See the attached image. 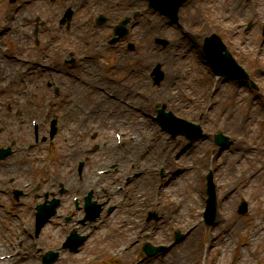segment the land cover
<instances>
[{"label":"rangeland","instance_id":"374dc122","mask_svg":"<svg viewBox=\"0 0 264 264\" xmlns=\"http://www.w3.org/2000/svg\"><path fill=\"white\" fill-rule=\"evenodd\" d=\"M30 2V10L32 12V17H36V12L38 9H40V5L38 6L37 0H18V2L14 5L9 4V0H0V32L5 31L6 34H3L0 37V52L2 55H7V57L13 62L11 65L10 73L21 75V71H23V63L16 61L15 59L22 61L23 59L29 57L31 52V46L34 45V40L39 39L41 40L42 44L38 48H36L40 54L41 57L45 56L46 61H40V63L36 64L35 66L38 68V72L34 76H29L30 79H24V82H21L18 85L12 84L9 88H4L6 91V94H0V116L1 114H5V116H12L14 120H12L13 124L18 126L20 125L22 117L25 120V123L28 124V127L30 128V121L32 118L37 119V125L40 126V134L43 136V138H46L47 141L43 142L40 140L39 144L36 145V142H33V132L30 131L29 133H24L21 137L17 138V141L15 142H8V140H4V142L0 141V148H10L11 147H5L6 145L12 146L15 145L19 141V145L22 147H25L26 149H31V146H34L29 152H26L24 149L21 151L22 156H25L26 163H31L32 166L29 167V170L26 173H22V176H18L16 180V184H18V189L24 190V185L31 183L32 185L39 186L37 184L38 180L42 179L43 183H46V186L52 188L53 186L58 188V186H69V183H67L68 177L71 179L76 178V166L75 163L77 160H81L85 163L86 168L89 167L90 171L93 175L98 176V172L102 170H106L112 165L113 160H104L102 161L103 156L98 155L101 150L108 149L113 143L114 146H116V134H114L113 130L111 129L110 136L102 134L99 129H91V125L88 124V120L85 119V121L79 120L77 117L72 118L73 120L70 121V124L75 127V131H77L75 134L71 133V131H67V128L63 126L62 120L67 115L66 108L68 106L72 107H84L86 110L90 109L88 111V114L92 112L93 105L95 106V99L93 94H86L79 97H72L71 95H68L70 93L64 94L65 87H63V90L58 87L59 74H66L70 75L72 77V80L75 84L86 86L88 89L91 90L90 93H92L97 86H100L102 84L103 87H101L104 90H110L111 94L116 96L118 99L119 97L124 96V98H129V94L132 96L133 99L128 100H139V101H145L148 100L147 98L144 100V96L147 97V93L150 92V88L154 89L156 91H162V88H165L164 81L160 83V85H155L154 81L151 80L150 74L152 72V69L155 68L159 64L151 63L147 66V68L144 70L146 73H142L141 69L139 71L136 70V67H130L127 66V72L125 69H123V76L134 77L140 74L141 76L146 75L147 79H150L149 85L147 86H139L137 85H129L127 81L126 85L121 78V72L117 73L115 72V63L116 58L113 57L115 52H125L126 54H130L133 56H138V53L144 49L143 42L140 41V39H132L131 36L125 38L122 42L118 44V46L114 49H110L106 46V41L111 37L108 36L111 32V28H104L102 32V44L100 45V48L103 49V51L98 52V54H95V57H92L94 53V49L88 48L89 45L94 44L93 37H99L98 34H95V26L94 21L95 19L100 15L108 16L107 12L99 11L98 4H90L89 6L85 7L83 18L81 20H88V17H92V20L86 21L81 25L82 23H76L75 29H73L74 33H64V31L55 29L58 33H54L53 29H50V26L46 27V37L42 35L41 37L34 38L32 35V39L25 38V33L28 32H21L19 28L12 23L10 26H6V20L10 21L15 15H17L19 12H22L25 10L26 3ZM104 1V0H100ZM202 2V0H190L189 3L186 4V6L182 9L185 10L182 14H189L191 18H194L195 15L199 16V18L196 20L195 23L191 22V19L185 23L184 19L179 17L180 22L175 25V27H178L177 37L181 39L182 36H184V33L191 32L194 37L198 36H211L213 34L218 35L222 41L224 42L225 46L227 47L228 51L232 54V56L235 58L237 63L247 72V74L250 76V84L246 86H240L239 84L235 82H229L225 83L222 78H217L214 76L211 66H208L207 62L205 61L203 55H201L202 48L200 52L193 53L187 63V67L184 65L180 67L177 72H175V76L178 77V79H172V86L174 85V88L177 89L178 86H182V91H180V95L178 96V100L184 104L183 108L180 110H167L168 113H173L176 117L186 120L192 124H195L201 128L203 131V136L194 141L190 142L186 140L184 137H173L170 135V133L165 132L162 130V127L160 126L159 122L155 120L158 116V111L161 109H164L165 105H161V103H157L152 107V114L150 113V116L147 117L149 121L155 126V129L159 131L161 134L164 135L166 141H169V143H173V147L175 149L174 153L172 154V159H189V167L182 166L184 169H189L194 173L198 170L199 164L193 158L191 155L190 147L191 145H195L198 141L204 140L205 142L210 143V149H209V155L211 157L216 158V160H221L225 155L230 154L231 152H235L240 147V142L238 139H243L244 134L242 133V130L240 129L238 132H234L231 130L230 126L227 125L228 121L226 118L228 116L230 117L229 124H232V122L236 121L235 118L239 117L242 111H244L245 106L243 103V100L247 101L248 104L252 105V111H256L257 109H262L261 107H264V61L254 62L251 61V59L247 56L240 55L241 49L246 45L247 48L253 43L256 44L254 46L255 48H261L264 49V16L257 18V13L255 12L256 9H262L264 8V0H242V2L245 4V7H248L247 9H251L250 15L248 18H229L221 28H213L210 29L207 26H204L206 14L199 10V3ZM91 9H97V13L92 14ZM129 11L124 14L120 15L119 17H116L115 20L112 22L113 26L118 22V20L123 18H132V9H128ZM145 10L147 12L153 13V11L148 9V4H146ZM181 10V11H182ZM193 13V14H192ZM156 17L162 20V18L159 16V14H156ZM60 15V14H59ZM58 15V16H59ZM184 16V15H182ZM108 21L110 20L109 17H107ZM187 19V18H186ZM262 20V21H259ZM188 20V19H187ZM46 22L50 24L51 20L47 19ZM89 22V23H88ZM111 22V21H110ZM34 23L32 24V27H34ZM31 29V28H30ZM53 31V32H52ZM54 33V34H53ZM88 36V37H87ZM67 37V38H66ZM161 39L165 41L172 40V38L169 36L165 37L163 35H158L156 37L149 38L148 44L150 43V46L157 47L155 45L156 42L153 40ZM60 40V41H59ZM235 41H237V44L235 46ZM133 43L136 46V50L134 52H129L126 50V46L128 43ZM170 42V41H169ZM204 39L202 41L203 45ZM62 43V44H61ZM54 45V46H52ZM189 48H193V45L190 44L188 46ZM244 47V48H245ZM25 48V52H23V49ZM160 48V47H159ZM81 49L84 51L82 52ZM85 49H91L89 53L85 51ZM159 50L158 48H156ZM161 49V48H160ZM153 50V49H152ZM36 51V50H35ZM127 51V52H126ZM161 51H168L163 49ZM82 52V53H81ZM163 54H166L167 52H161ZM70 58V59H67ZM87 58H90L88 61ZM68 60H74L75 65L72 67L66 66V61ZM86 63V64H85ZM81 64H84L86 68L85 71L88 70V73L90 72H96L91 75H88L87 72H80L78 71ZM17 66H19L17 70ZM45 67L51 71V74L55 78L52 84H47L50 87L48 88L47 85H45L46 80H49L50 78L48 75L43 76L42 73H40V67ZM162 67V65L160 64ZM21 67V68H20ZM122 68V67H121ZM20 69V72H19ZM198 69L199 73L203 74L204 76H208L210 79H216L219 81V88L213 89V96L212 98H215V100L212 102V104H203L202 108L204 110V114L199 113L197 109L193 108V95L199 93L203 90V83L196 80L191 81V75L195 72V70ZM42 71V70H41ZM19 73V74H18ZM46 73V72H45ZM100 77L99 80L94 81L93 79H96L98 77H95V74H99ZM177 74V75H176ZM15 77V76H14ZM19 77V76H18ZM24 77V76H23ZM20 78V77H19ZM137 80V79H135ZM252 83L255 84L258 89L254 90L252 87ZM57 84V85H54ZM188 84V85H187ZM66 84L64 83V86ZM108 85V86H107ZM109 85L112 86H118L121 88L129 89L130 91L128 93H118L117 91L114 92V89L109 87ZM81 86V87H82ZM36 87V90L31 92L33 88ZM70 88V86H69ZM98 88V87H97ZM46 91V96L42 95L41 92ZM220 92V95L217 97L216 93ZM234 91V92H233ZM131 92V93H130ZM223 92V93H222ZM149 96V95H148ZM197 96V95H196ZM195 96V98H196ZM233 96V97H231ZM30 102V104H26V102ZM44 102H46V107L43 105ZM162 102V100H161ZM154 104V103H153ZM23 105L34 107L29 112L23 110L21 107ZM121 105V104H120ZM124 107L125 104H122ZM132 106V105H131ZM260 108H259V107ZM138 106L134 105L132 108L128 106V108H131L132 110V117L134 120L138 119L140 115H138V111L134 108H138ZM159 107V109L157 108ZM11 109V111H10ZM148 110L151 109H145L144 111L148 112ZM233 112H229V111ZM135 113V114H134ZM137 113V114H136ZM232 113V114H231ZM260 114V113H259ZM259 114L253 115L255 120H258ZM264 115V114H263ZM91 116V115H90ZM125 119L121 120L123 128H120L121 131L118 133L121 137L124 135L127 136V140H131V138H138L143 141L146 136L143 131H137L136 124L135 126H132L130 124V117L125 116ZM146 119L144 118V121ZM53 121L56 122L55 128L57 130V133L52 141L49 140V133L51 131V126ZM82 122V124H81ZM139 122V121H138ZM87 123V125L85 124ZM8 124L6 120L0 121V132L1 130H5V126ZM126 124V125H125ZM84 125V126H83ZM83 128H82V127ZM66 128V129H65ZM85 130L83 133L81 132L82 129ZM10 129L14 131V128L10 126ZM146 129V128H145ZM254 132L251 133L247 132L245 136V142L254 145L253 149L248 153L245 154L247 161L244 162L241 165V174L242 178H239V182L233 183L231 179H227L230 186H227V190H229V197H227L226 200H223V189L220 188L219 179L216 177L217 171L213 167H202L203 169L200 172V177L198 180V187L200 190V194H202V202L204 204L205 212L207 209V176L212 175L213 177V183L216 187V194H217V200H218V213L217 218L221 217V214L228 213L230 215H233L236 218V225H241L242 232L239 236L235 237V245L234 247H238V251L233 254V261L230 264H236L237 259L240 257V253L245 250V242H247L248 238H243V235L250 230L251 225H255L258 221L260 223L264 222V199L262 198V195L264 196V192L259 193V189H261L262 186H264V142H261L259 140L264 141V116L259 117V125L255 127ZM218 133H222L225 136L229 137L230 143L229 148L225 152H221L220 148L216 146L215 144V136ZM7 136L14 135V132H7L4 133ZM117 135V137L119 136ZM243 135V136H242ZM255 135V137H254ZM1 136V135H0ZM239 136V137H238ZM32 137V139H31ZM254 139V141H252ZM125 142L122 149H119L118 147H121L120 145L116 146L119 152V156L123 157L129 153V149L127 147V143L125 141V137L122 138L121 142ZM52 142V143H51ZM11 144V145H9ZM65 145L68 149L71 151H84L80 156L77 155L74 158H65L61 155V153L64 151L62 147ZM238 146V148H237ZM145 151H147V147L143 146ZM258 148L260 152L255 149ZM114 150V149H113ZM62 151V152H61ZM229 151V152H228ZM189 153V156L187 157ZM237 153V152H236ZM145 156V154L143 155ZM249 157H254L252 160ZM117 158V157H116ZM140 159V156L138 157ZM142 159V158H141ZM156 159V158H155ZM251 159V160H249ZM153 161V160H152ZM155 164L159 163V167L161 168L157 172V181L155 186H152L156 190H160L161 187H163V179L165 175H167V167H163L162 163H160V159H156ZM146 164V163H145ZM115 166V163L113 164ZM121 166L120 164H118ZM117 165V166H118ZM158 165V164H157ZM205 168V169H204ZM136 169L139 171V173H148V167L143 164H135L134 161H131L127 159L124 164L122 165V170L124 171L122 175H118V177H114V174L112 173L111 178V186L113 188H116L118 186H126V183H128L129 172ZM71 173V174H70ZM67 178L65 179L66 175ZM253 176L256 182L252 184V186H246V193H244L241 190V186L243 183H245L246 180H248L249 177ZM120 177V181H119ZM194 177V175H193ZM1 183V182H0ZM99 186H105L101 182L98 183ZM122 184V185H121ZM30 185V184H29ZM144 187V186H141ZM148 187V186H146ZM243 189V188H242ZM129 190L124 189V192H122L123 197H121V194L119 193L118 198L115 200L116 206L119 208L121 207L120 201L125 198V195L128 194ZM144 192V191H143ZM133 193V190H132ZM131 194V193H130ZM144 195V194H143ZM142 195V196H143ZM72 197V196H71ZM129 199V196H128ZM242 201H246L249 205V212L247 215L242 216L238 213L239 207L241 205ZM120 205H119V204ZM7 204V202L5 203ZM220 204V205H219ZM130 205V203L127 204V206ZM155 205V203H154ZM103 206V205H100ZM126 206V210H128ZM144 207V206H143ZM67 206L63 207L62 210L66 209ZM114 208V207H112ZM122 208V207H121ZM157 212H151L149 214H146L145 208L140 213L141 220H146L145 223H151V224H157L158 223L161 226V230L159 231L160 236L162 239H165L169 237L170 241H164L163 243L158 242L155 243L153 241L148 240L145 242L142 240L140 243L135 242L130 236H128L127 232V239H126V224L124 223L125 217H129L130 213L127 214L126 210L122 208V210L114 211L113 213H110L108 216L106 213L103 215L107 217V222L103 224L102 230L100 231V241L97 239L94 243H91V240L95 238H91L87 245L84 253L82 254L81 258H75L73 260H66L62 262V264H80L85 258L101 254L102 252L106 251L107 255L102 257L99 261L96 263H101L103 261L109 260L111 256H114V258H118L123 263L122 264H149L150 260H143L141 256L140 251L142 250L143 246L146 243H149L153 247H169L172 244H180L183 243L185 240V237L180 242H176L175 240V234L176 232H182L186 236L185 231H181L179 229L180 224L182 223H174L171 225V222L168 221L166 225H163L161 223L162 220V214L166 212V205L161 201L156 205ZM154 209V208H153ZM24 211L18 210V219L10 220V222L16 221L15 225L10 230L14 231L12 234L15 233V231L22 230V226H20L19 219H27L29 220V210L27 208L23 209ZM103 211H105L104 207L101 208V212L103 214ZM142 214V215H141ZM0 215L4 217L3 212L0 209ZM125 215V216H124ZM152 216V217H151ZM155 216V217H153ZM110 217V218H108ZM136 219L138 217H135ZM200 221H197L195 224L197 225L198 222H200L201 226L204 227V229H207L208 231H211V229H215L217 224H215L213 227H207L205 225L204 216L200 217ZM216 218V222H217ZM104 221V220H103ZM123 221V222H122ZM204 221V224H203ZM1 222V221H0ZM28 223V221H26ZM122 222L119 226L123 227L122 232H118V224ZM19 225V226H18ZM29 225V223H28ZM194 225V226H196ZM193 226V227H194ZM29 233L31 234V228L32 225H29ZM189 227H187V230ZM1 233V232H0ZM27 235L28 234H24ZM97 235V234H96ZM5 235H0V241H3L2 237ZM7 236V235H6ZM14 236V235H13ZM43 238V237H42ZM41 238V239H42ZM52 234H46V240H44V243H41V239L39 241V246H42L43 250H50L58 247L60 245V242H62L63 239L58 240L56 243L52 240ZM30 239V238H29ZM102 240V241H101ZM134 241L136 243L134 249L131 248V246H127L128 242ZM54 248H53V247ZM125 246L128 247V249L124 248ZM255 246V245H254ZM252 247V251H258V247ZM123 248V249H122ZM58 249V248H57ZM251 249V248H250ZM170 251V248L168 249ZM263 250V247L260 249V251ZM168 251V252H169ZM34 252V251H32ZM122 252V253H120ZM131 254V252L133 254ZM120 253V254H119ZM122 254H127L129 257H124ZM167 254L159 255L153 258V261H155L156 264H163L161 262V259L164 257V260L167 259ZM120 256V257H119ZM121 256L123 259H121ZM211 255H206V262L210 264L211 262ZM254 262L252 264H264V257L258 252L257 254H254ZM80 262V263H79ZM110 262V261H107ZM61 263V262H60ZM95 263V264H96ZM204 263V262H203ZM182 264H188L187 262H183Z\"/></svg>","mask_w":264,"mask_h":264},{"label":"bare ground","instance_id":"6f19581e","mask_svg":"<svg viewBox=\"0 0 264 264\" xmlns=\"http://www.w3.org/2000/svg\"><path fill=\"white\" fill-rule=\"evenodd\" d=\"M148 1L150 0H107L106 2L96 0L97 4L102 8L115 7L119 5L118 7L113 8L115 16L121 15L124 10L127 11L126 7L128 5H134L136 7V10L140 11L141 13L139 22H135L139 23L141 27L144 25V23L148 24V27H146V25H144L143 27V30L146 32L147 39H149L150 36L157 34L163 35L165 37H167L169 34V36L172 38V45L170 46L171 48L168 51H165L167 52L166 54L155 55V53L152 51L150 43L148 44L149 40H144V42L142 41L144 49L141 53H138V56L136 57H133L131 55L129 57L126 54L121 53L120 51L115 52V54L113 55L118 63L115 64L116 67H118V70H115V72H121L120 79L124 78L123 81H127L129 85L132 86L137 84L142 87L149 85L148 83L150 79H147L146 77H144V75L141 76V71L143 74L146 73L144 70L151 63L161 64L163 70H156V74H159L162 77L165 88H162V91H156L150 88L151 91L147 93V97L144 96V100L146 98L148 99L146 100V102L139 100H128L129 98L133 99L130 94L129 98L127 99L124 98V96H118V99L115 96L114 99H111L112 96L109 95L111 94V91L101 88L104 86H102L103 83L100 84V86H97L98 88L96 87L95 90L90 93L91 90L86 86H77V84L73 82L70 75L66 76V74H63L64 81L61 82H64L66 84L65 86L63 85V87H65V95L67 93H70L68 95L81 98V96L83 95L93 94L95 96L94 99L96 105H93L91 116H89L90 114H88V111L90 109L86 110L81 106L80 108H74L72 106L65 107L67 115L65 116V118H63L62 124L67 128V131H71V133L75 134L77 131H75L74 129L76 128L70 124V121L73 120L72 118L77 117L81 121H85L86 119L88 120V124L91 125V129H99L102 134L109 137L111 129L113 130V132H115L117 129L123 128L121 120L125 119L126 115L129 116L130 124L132 126H135L136 124L135 130L140 132L143 131V133L146 135L144 137L145 139H143V141L138 138H131L130 141L125 139V141L128 142L126 145L129 149V153L123 157L119 156V152L117 151L116 146H114L113 143H111L108 149L101 150V152L98 154L103 156L102 161H114L112 162V164L115 163V169L112 171L114 177H118V175L123 174L124 171L122 170V165L127 159L134 161L135 164L146 165L149 169L148 173L146 174L139 173V171H137L136 169L129 172V176H131V178L129 177V181L128 183H126L125 187L126 190H129V199L124 202V205L122 207L126 210V205L130 203V205L127 206L128 210H126V213H130V216L125 217L127 223V226L124 229L126 230V239L128 232V236H130L135 242L139 243L142 240H144L145 242L150 240L155 243H163V240L167 242L170 241L168 236L167 238L164 237L165 239H162V237L160 236L161 233H159V231L161 230V226L158 224L160 223V221L157 224L147 223L146 225L145 221H142L140 216V213L144 208L146 214L154 211L157 212L158 210L156 208V205L162 201L167 207L166 212L162 214V226L166 225L168 221L171 222V225L177 222L182 223L180 224L179 229L187 233L186 236L183 233L185 237L183 243H180L178 245L172 244L168 247L170 248V251L166 255L167 259L164 260V257L161 259V262L163 264H182L183 262H187L188 264H208L206 262V255H211L210 257L212 259L210 264H230L233 261L232 253L235 254L238 251V247H234L235 237L241 234L242 227L241 225H236V223H238L236 221V218L228 213H223L221 214L220 218H217V222L215 223L217 224V226L215 229H211V231L204 229V227L200 225V222H198L197 225L195 224L197 221H200V217L205 215V206L202 202V194H200V190L197 185L200 177L199 174L203 170L201 169L202 167H214L217 171L216 177L220 180V188L223 189V191H221L224 193L223 200H226L227 197H229L230 193L229 190H227V186L230 185L227 179H231L233 183H237L240 180L239 178H242L240 170L241 165L247 161L245 154H248L254 147V145H250L245 142V136L248 130L249 132L253 133L255 127L259 125V117L264 116V107H261L262 109H257L256 111H252V105L243 100V106H245V109L241 112V114H239V117L235 118L236 121H233L232 124H229L231 119L229 116L228 118H226V120L228 121L227 125L230 126L232 131L238 132L241 129L242 133L245 136L243 139H238L240 142L239 149H237L235 152H231L230 154L225 155L221 160H216V158L209 155L210 143L208 144V142H205L204 140L198 141L195 145H191V147L189 148L191 151V155L199 164L198 170L194 173H192L194 169L190 171L189 169L182 168V166L185 165L189 167V159H172V154L175 151L173 143H169V141H166L167 138H165L163 134L155 129V126L149 121L147 117L150 116V113L152 114V107L157 103L165 105L164 109L167 110H180L181 108H183L184 104H182V102L178 100V96L181 94L180 91H182V86H178L177 89H175L174 85L172 86V84L174 83H172V79H178V77H180V75L176 77L174 75L175 72H177V70H179L183 65L187 67L186 62L191 60L190 56L193 53H197L198 51L200 52L202 48V41L203 39L207 38V36L204 35L194 37V35L189 31L187 33L183 32L185 33L184 39H179L177 37L178 27H175L174 25H166L168 23H165V20H163L164 23L159 21V18L156 17L154 13H145L142 11V9L146 8V4H148L145 2ZM71 6L72 9L77 11L78 7L80 6V2L78 0H73V2H71ZM198 7L201 12L203 11L206 14L204 26H207L210 29L221 28L225 21H227L229 18L237 17L246 19L249 17L251 11V9H247L248 7H245V4L242 2V0H202V2L199 3ZM60 8H57L55 12L59 13ZM184 11L185 10H182L180 12V16L182 19H184L185 23H187L190 19L191 22L195 23L199 18V16L196 15L194 18H191L190 13L182 14ZM255 12L257 13V18L264 16V8L256 9ZM115 16L111 18V22L115 18ZM263 19L264 18H262V20ZM262 20L259 19V21ZM5 22L7 24L6 26H10L12 23H14L21 32H28L24 34L25 38L32 36V29L30 28L32 27L31 23L33 22V19L28 9H25L23 12H19L16 16L10 19V21L6 20ZM130 25L129 28L132 29L134 27V24L132 23ZM50 29H53L54 32L56 31L53 25L50 26ZM100 44V42H97L95 44L94 52L96 54L101 50L100 47H97L100 46ZM190 44L193 45V49L188 48ZM236 45H238L237 41H235V46ZM247 46L248 45H246V47L244 46L245 48L243 47L241 49L240 55L247 56L251 59V61L254 62L264 61V49L255 48V43H253L252 46L250 45L248 48ZM94 55L95 54L93 53L92 57H95ZM1 63L0 94H6L4 88L7 89L12 84L18 85L24 80L12 76V74L10 73L11 62L9 60L4 59L1 61ZM127 63H133L136 66V69L140 68V74L129 78L127 76L122 77L123 69L125 68V64ZM84 67L85 65L81 64L78 71L85 73L87 72L88 75L96 73H88V70L85 71L86 68ZM94 76L98 77L96 79H93L94 81H97L99 80V77L101 75L99 73L95 74ZM196 80L203 83V90L193 95L192 106L193 108L197 109L199 113L204 114V110L202 108L203 104H212V102L215 100V98H212V96L214 95L213 89L215 88L218 90L220 84L216 79H210L208 76H204L203 74L199 73L198 69H196L195 72L191 75V81H195L196 83ZM125 81L124 83L126 85ZM109 87L113 88L114 92L117 91L118 93H125V91L126 93H128L130 91L129 89H123L118 86L109 85ZM219 95L220 92L218 91L216 93V96L218 97ZM120 101H122L125 106H127V104L132 106H134L135 104L136 106L139 105L138 115L140 116L137 120H134V118L132 117L133 113L131 108L124 107ZM21 108L29 112L34 107L23 105ZM146 108H149L151 110H148V112H146L144 111ZM134 109L137 110V108ZM229 112L233 111L231 110ZM255 114H259L258 120H255V118L253 117V115ZM144 118L146 119L145 121ZM4 119H6V121L8 122V124L5 126V131L14 132V135L10 136L9 138L10 141H17V138L30 131L26 123L16 126L12 122L13 118L5 117V115L2 114L0 116V121L2 122ZM85 124L87 125V123ZM10 126L14 128V131L10 129ZM84 131L85 130L83 129L81 130L82 133ZM2 139L4 140L5 137L3 136ZM252 141H254V139H252ZM259 141L264 142L263 140ZM123 143L125 142L123 141ZM143 146H146L148 150L145 151L144 148H142ZM62 149L64 151H61V155L66 159L74 158L77 155L80 156L84 152L81 150L71 151L67 148L66 145L65 147L63 146ZM255 149L260 152L258 148ZM20 150L21 146L17 143L15 146V154L13 158L6 163L0 164V176H2L3 181H7L13 176H19L20 173H26L29 170V165L24 164L26 163V159L24 156H22ZM144 154L145 156H143ZM139 156L140 159L138 158ZM188 156L189 153L187 157ZM155 158L160 159V163H162L163 167H167V175H165L163 179V182H165L166 185L163 184V187H161L160 190H156L152 187L155 186L156 183H158L156 174L158 170L161 169L159 167V163H157L158 165L154 163L156 160ZM249 158L254 160V157ZM118 164H120L121 166H119ZM90 173L92 172L88 167L83 174L84 178L83 182L81 183L83 195H87L90 192H93L94 194L95 192L96 198H98V204L102 205V202L110 200L109 205H115V200L117 199L118 195L113 187H111V180H113V178H110V175L99 178L96 175ZM67 176L70 175L67 174L65 179L67 178ZM100 182L102 184H104L105 182V186H99L98 183ZM254 182H256L254 177H249L248 180H246L245 183L242 184L241 190L246 193V186H252ZM67 183H69L70 186H74L75 180H70V177H68ZM52 192H55V194H57L56 189ZM258 192L262 194V192H264V186H262ZM53 197H55V199H57V197L60 198L58 195ZM262 198L264 199L263 195ZM262 202L264 203V201ZM122 208L118 207V209L120 210H122ZM261 214H263L264 216V211ZM135 217L138 218L136 219ZM187 227H189L188 230ZM120 230L123 231V227L120 228ZM77 231L79 235L83 233L85 234L88 231V224L85 223L83 225H79L77 227ZM46 234H54L55 241L62 238V233L59 230H52V228L49 227L46 228ZM98 234L96 236L97 239H99L100 237ZM243 238L248 239L244 244L245 250L240 253L241 255L237 259L236 264H252L254 262V254H257L258 252H260V254L264 257V222L260 223L258 221L255 225H253L252 223L250 230L243 235ZM95 239H92L91 243L95 242ZM134 241L131 240L130 242H128V245H130L133 249L136 246V243H134ZM254 245L258 247V251H255V253L254 251H252V247ZM262 247L263 250L260 251ZM131 254L133 253L131 252ZM64 255L66 256L64 257ZM122 255L124 257L130 256H127V254ZM61 258L62 260H67L74 258V255L66 253L62 254ZM148 260H150L149 264H156L153 259Z\"/></svg>","mask_w":264,"mask_h":264},{"label":"water","instance_id":"95a60500","mask_svg":"<svg viewBox=\"0 0 264 264\" xmlns=\"http://www.w3.org/2000/svg\"><path fill=\"white\" fill-rule=\"evenodd\" d=\"M186 1V0H185ZM207 42V46L209 47L210 45L214 46V49H215V53L217 52L221 57H222V53L224 51H226V48L223 46L221 40L216 37V36H213L212 38L210 39H207L206 40ZM224 61L229 64L234 70L235 72L233 73H229L230 69L227 68V65L225 67V64L222 62V64H224L222 70H225L222 72V75H224L226 77V80H230V79H233V80H239L242 84H244L247 80H248V77L247 75L245 74L244 71H242L240 68L237 67L236 63L233 61L232 57L230 56L229 53H226L223 57ZM215 63V66H216V71H218L217 73H221L219 70V64H220V60L219 59H215L214 61ZM161 115L162 116H166L164 115L163 112H161ZM169 117H172V115H169ZM180 124H182L183 126L185 127H191L192 129H197L198 131V134L195 135V136H189L190 139H194L198 136H200L201 132H200V129L197 128L196 126H193V125H189L187 124L186 122H181V121H178ZM218 143L220 145H224L226 140L223 139L222 137H218ZM211 177L209 178V180L211 181ZM211 185V191H210V195H211V200H210V208H209V214H208V220H207V223L209 224H213L214 222V215L216 213V198H215V193L213 191V187H212V184L210 183ZM246 209H243V212H245Z\"/></svg>","mask_w":264,"mask_h":264},{"label":"flooded vegetation","instance_id":"af4514ba","mask_svg":"<svg viewBox=\"0 0 264 264\" xmlns=\"http://www.w3.org/2000/svg\"><path fill=\"white\" fill-rule=\"evenodd\" d=\"M127 11L126 10H124V12L121 14V15H124V14H126L129 10L128 9H130V5H128L127 7ZM83 8L82 7H80L79 8V10L81 11ZM92 14H95L96 12H91ZM115 13H114V11L113 12H111L110 13V15L108 16L109 17V21H107V23L103 26V28H102V32H103V30H104V28H106V27H108V28H111V35H112V33H113V29H114V27L122 20V19H120V20H118V22L113 26V21L115 20V18L116 17H118V16H120V15H114ZM115 16V18L112 20V22H110L111 21V18L112 17H114ZM46 17H47V19H49L50 20V18H53V17H55L54 15L52 16L51 14H50V16L49 15H44V16H41V19L42 20H44V24H43V27L45 28V31H43L42 32V34H46ZM83 17H81V16H79V15H77L76 17H75V23H79L80 24V22H81V19H82ZM88 20L89 21H91L92 20V17H88ZM96 20V19H95ZM136 28V26H134L133 27V29H135ZM102 32H101V34H102ZM132 35H133V33L131 32V30L129 29L128 30V35H126L120 42H122L125 38H127V37H129V36H131L132 37ZM134 39H140V41H143L144 42V40H145V33L142 31H140V32H138L137 34H134ZM119 42V43H120ZM118 43V44H119ZM129 44V43H128ZM128 44H127V46H126V50L127 51H129L130 52V50L128 49ZM136 50V49H135ZM126 51V52H127ZM121 53H124V54H126L125 52H122V51H120ZM140 53V52H139ZM127 56H129L130 57V54H126Z\"/></svg>","mask_w":264,"mask_h":264}]
</instances>
